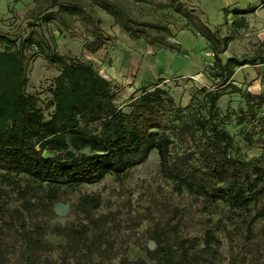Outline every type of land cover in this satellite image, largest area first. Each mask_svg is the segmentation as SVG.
Listing matches in <instances>:
<instances>
[{
  "label": "rangeland",
  "instance_id": "obj_1",
  "mask_svg": "<svg viewBox=\"0 0 264 264\" xmlns=\"http://www.w3.org/2000/svg\"><path fill=\"white\" fill-rule=\"evenodd\" d=\"M58 2L78 3L86 12L76 15L58 5L49 7V0H0V34L10 39L41 34L56 53L89 62L111 80L114 102L124 112L129 110L131 89L141 85L166 89L178 107L193 95L200 99L197 90L210 85L212 56L209 43L193 23L200 21L219 36H230L220 54L222 61L252 55L264 39V0L121 1L137 20L166 25V40L178 46L172 49L128 38L90 0ZM238 8L248 11L236 16L233 9ZM93 23L107 39L89 53L84 43L92 38ZM3 46L0 42V49ZM58 66L47 63L35 47L26 49V92L47 103ZM231 79L256 93L264 89V64L237 66ZM238 101L237 94H224L217 107L221 115L230 113L224 121L234 141L230 153L247 157L259 150L246 146L236 134L238 126L230 111ZM3 175L18 187L3 183ZM25 184L29 187L28 208L22 206L18 193ZM42 191L25 176L0 170V264H184L183 248L191 263L264 264V194L238 208L208 201L162 177L155 150L120 174H107L93 184L60 187L57 199L49 205ZM84 197L96 198L97 206L85 203ZM205 233L212 237L207 246ZM155 235L159 247L167 251V261L163 258L156 263L155 255L149 256L155 254ZM33 239L39 243L32 245ZM183 240L187 243L181 245Z\"/></svg>",
  "mask_w": 264,
  "mask_h": 264
},
{
  "label": "trees",
  "instance_id": "obj_2",
  "mask_svg": "<svg viewBox=\"0 0 264 264\" xmlns=\"http://www.w3.org/2000/svg\"><path fill=\"white\" fill-rule=\"evenodd\" d=\"M121 1L128 0H90L128 38L141 39L157 48H178L166 40V25L137 20ZM55 5L76 15L86 12L78 3L49 0V7ZM247 11L233 9L238 16ZM234 22L235 19L231 24ZM93 25L92 38L84 43L89 53L107 39ZM193 27L209 43L212 56L210 85L197 90L200 99L193 95L178 107L166 89L157 84L141 85L129 96L128 112L115 104L111 81L89 62L56 53L41 34L30 33L17 39L0 34L4 44L0 49V170L21 174L36 183L49 205L57 199L60 187L93 184L107 174H120L143 162L155 150L160 175L179 188L211 202L220 201L229 208L245 207L257 200L264 194V89L253 93L236 85L231 77L234 68L242 64H264V39L252 55L242 59L229 56L222 61L220 54L230 36H219L200 21ZM31 47L47 63L59 64L48 89L47 103L26 92L25 50ZM231 93L239 99L230 111L238 126L236 134L246 146L257 148V154L244 157L230 153L234 141L224 127L230 113L221 115L217 101ZM1 180L18 187L4 175ZM28 188L25 184L18 192L24 208L30 204L25 198ZM83 201L92 207L98 204L94 197H84ZM257 216L258 213L253 215L249 224ZM36 236H41L40 230ZM38 240L30 243L38 244ZM154 240L155 254L149 256L155 255L156 263L163 258L167 261V251L159 247L156 235ZM211 242L212 237L205 233L204 246ZM186 243L183 240L181 245ZM182 257L184 264L198 262L193 259L191 263L185 248Z\"/></svg>",
  "mask_w": 264,
  "mask_h": 264
},
{
  "label": "crops",
  "instance_id": "obj_3",
  "mask_svg": "<svg viewBox=\"0 0 264 264\" xmlns=\"http://www.w3.org/2000/svg\"><path fill=\"white\" fill-rule=\"evenodd\" d=\"M238 9H241V8H238ZM236 16H238V15H236ZM235 18V17H234ZM234 18L232 19V21L234 20ZM101 76H103L104 78H106L107 80H110L107 76H105V75H102V74H100ZM111 81V80H110ZM131 90H134V89H131Z\"/></svg>",
  "mask_w": 264,
  "mask_h": 264
}]
</instances>
